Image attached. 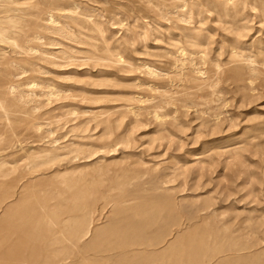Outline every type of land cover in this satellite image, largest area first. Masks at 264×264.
I'll return each instance as SVG.
<instances>
[{"label": "rangeland", "instance_id": "1", "mask_svg": "<svg viewBox=\"0 0 264 264\" xmlns=\"http://www.w3.org/2000/svg\"><path fill=\"white\" fill-rule=\"evenodd\" d=\"M9 1L0 264H264V0Z\"/></svg>", "mask_w": 264, "mask_h": 264}, {"label": "bare ground", "instance_id": "2", "mask_svg": "<svg viewBox=\"0 0 264 264\" xmlns=\"http://www.w3.org/2000/svg\"><path fill=\"white\" fill-rule=\"evenodd\" d=\"M12 1L14 0H10L9 2L12 3ZM176 1V0H175ZM169 2V1H168ZM181 2V0H180ZM230 2V1H229ZM184 4V3H183ZM228 4V3H227ZM15 9H13L10 5H4V0H0V42L2 43H8V34L9 33H13L11 32V30L13 28H15L17 26V22H16V18H14V16L11 15L10 12H14ZM10 13V14H9ZM51 18V17H50ZM49 18V19H50ZM52 19V18H51ZM100 32V31H99ZM1 43V44H2ZM10 43V42H9ZM179 60V59H178ZM148 69V66H147ZM15 87V86H14ZM13 89V88H12ZM14 90H12L13 92ZM14 94V93H13ZM22 100H25L22 99ZM20 102V101H19ZM14 104V103H13ZM16 106V105H15ZM18 106V104H17ZM4 108L5 111H8L9 108L5 107V105L1 106ZM13 113V112H9L8 114ZM155 113V112H154ZM8 121V120H7ZM9 125V124H8ZM49 154V153H48ZM15 194V193H14ZM88 231H86L85 234H87Z\"/></svg>", "mask_w": 264, "mask_h": 264}]
</instances>
